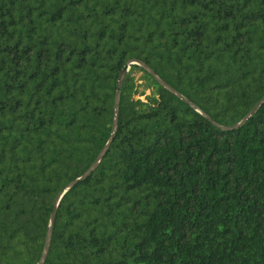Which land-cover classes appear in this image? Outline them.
Segmentation results:
<instances>
[{"label":"trees","instance_id":"1","mask_svg":"<svg viewBox=\"0 0 264 264\" xmlns=\"http://www.w3.org/2000/svg\"><path fill=\"white\" fill-rule=\"evenodd\" d=\"M263 96L264 0H0V264H264Z\"/></svg>","mask_w":264,"mask_h":264},{"label":"water","instance_id":"2","mask_svg":"<svg viewBox=\"0 0 264 264\" xmlns=\"http://www.w3.org/2000/svg\"><path fill=\"white\" fill-rule=\"evenodd\" d=\"M129 64L130 65L137 64L139 66H142L144 68V70H146L160 86H162L164 89H166L172 95H174L176 98H178L179 100L184 102L186 105H188L192 110H194L196 113L201 115L204 119H206L213 126L217 127V125L206 114H204L195 105H193L191 102L186 100L183 96H181L179 93H177L171 87H169L163 81H161L149 68L145 67L141 63H137L136 61H131ZM129 64H127L125 66V68L123 69L122 75L119 77V80H118V83H117L116 92H115V96H114V105H113V121H112V128H111V134L109 136V139H108L107 143L105 144V146L103 147V149L101 150V152L99 153V155L97 156V158L95 159V161L93 162V164L91 165V167L89 168V170L84 174L83 177L88 176L89 174H91L97 168L98 164L100 163V161L102 160V158L106 154V152L109 149L112 141L115 138V133H116L117 124H118L119 98H120L121 84H122V81H123V77L125 76V74L129 70ZM263 104H264V96L235 127H241L246 121H248L250 118H252L253 115L259 110V108ZM218 128H220V127H218ZM74 183L75 182L69 184L63 190H61L56 195V197H55V199L53 201L52 213H51L50 220H49V226H48V229H47L43 250H42L40 259H39L37 264H43L45 262L46 258H47V254H48V250H49V246H50V241H51V237H52V233H53V229H54L56 208H57L61 198L63 197V195L74 185Z\"/></svg>","mask_w":264,"mask_h":264}]
</instances>
